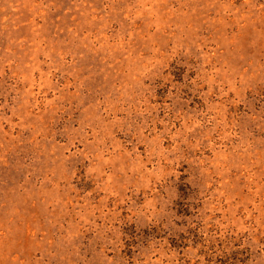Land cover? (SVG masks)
Here are the masks:
<instances>
[{"label":"rangeland","instance_id":"rangeland-1","mask_svg":"<svg viewBox=\"0 0 264 264\" xmlns=\"http://www.w3.org/2000/svg\"><path fill=\"white\" fill-rule=\"evenodd\" d=\"M0 264H264V0H0Z\"/></svg>","mask_w":264,"mask_h":264}]
</instances>
